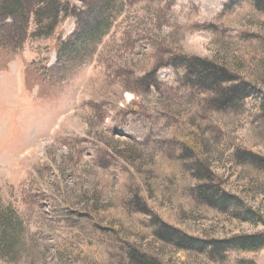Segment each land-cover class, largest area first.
I'll return each instance as SVG.
<instances>
[{
	"label": "rangeland",
	"instance_id": "1",
	"mask_svg": "<svg viewBox=\"0 0 264 264\" xmlns=\"http://www.w3.org/2000/svg\"><path fill=\"white\" fill-rule=\"evenodd\" d=\"M22 7L20 19L0 13V264H131L130 249L166 264H264V249L220 258L159 237L264 230L256 0Z\"/></svg>",
	"mask_w": 264,
	"mask_h": 264
},
{
	"label": "trees",
	"instance_id": "2",
	"mask_svg": "<svg viewBox=\"0 0 264 264\" xmlns=\"http://www.w3.org/2000/svg\"><path fill=\"white\" fill-rule=\"evenodd\" d=\"M22 1L23 0H14L12 3H6L8 7L0 9L1 15L8 16L14 20L20 19L24 12ZM256 4L259 9H264V0H256ZM206 66L207 64H204L202 68L208 73L209 78L220 79V77H222L221 80L227 78L225 77V70L216 72L213 68H206ZM242 90L239 87L234 88L233 94L237 95L240 92L241 96V92H243ZM228 197L213 195L210 199L218 200L221 206L225 208L228 204L233 202L232 197ZM159 237L180 250L209 254L212 257L217 254L220 258H222V256L229 257L236 253H258L264 249V230L254 235H237L225 240L204 241L188 237L178 230H169L166 228L160 231ZM127 257L131 264H166L156 256L142 254L135 249H130L127 253Z\"/></svg>",
	"mask_w": 264,
	"mask_h": 264
}]
</instances>
